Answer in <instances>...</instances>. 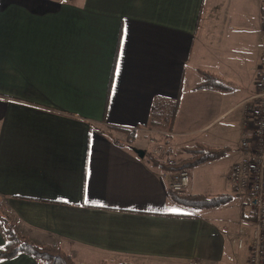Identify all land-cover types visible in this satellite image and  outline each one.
Wrapping results in <instances>:
<instances>
[{"label":"crops","instance_id":"crops-1","mask_svg":"<svg viewBox=\"0 0 264 264\" xmlns=\"http://www.w3.org/2000/svg\"><path fill=\"white\" fill-rule=\"evenodd\" d=\"M262 62L264 0H0V247L9 218L79 264H248L255 217L228 174ZM202 71L231 89H196ZM162 134L168 153L224 149L185 193L232 200L172 201L148 159Z\"/></svg>","mask_w":264,"mask_h":264},{"label":"built area","instance_id":"built-area-1","mask_svg":"<svg viewBox=\"0 0 264 264\" xmlns=\"http://www.w3.org/2000/svg\"><path fill=\"white\" fill-rule=\"evenodd\" d=\"M243 133L240 142L241 158L229 171L228 179L234 194L248 199L255 217L249 235L248 264L264 263V62L258 69L256 90L242 102ZM150 142H154L151 138ZM163 149L155 148V154ZM169 188L185 192L190 185V171L165 173ZM248 234L241 231L239 247L243 248Z\"/></svg>","mask_w":264,"mask_h":264},{"label":"trees","instance_id":"trees-1","mask_svg":"<svg viewBox=\"0 0 264 264\" xmlns=\"http://www.w3.org/2000/svg\"><path fill=\"white\" fill-rule=\"evenodd\" d=\"M202 80L196 85V89H210L216 91H228L230 85L221 77L202 71ZM168 121V120H166ZM112 130L122 131L128 137V143L132 144L136 139V131L131 129L111 128ZM190 156L181 161H162L150 155L148 157L152 167L158 168L166 173L177 172L181 170H191L203 163L217 160L225 153L224 149L213 148L202 143H196L193 146L185 148ZM169 196L175 203L193 208V209H213L230 202L233 198L230 194H220L209 197L206 195H195L187 193H178L169 189ZM2 216H0V220ZM3 233L6 238L4 246L0 247V262L19 254H27L36 259L39 264H79L72 256L67 253L61 246H40L29 240L20 231L15 224L7 218L3 224ZM131 264V263H119ZM264 264V263H263Z\"/></svg>","mask_w":264,"mask_h":264},{"label":"rangeland","instance_id":"rangeland-1","mask_svg":"<svg viewBox=\"0 0 264 264\" xmlns=\"http://www.w3.org/2000/svg\"><path fill=\"white\" fill-rule=\"evenodd\" d=\"M149 136L155 137V133L154 132L153 133L149 132ZM167 138L170 139V137H168L165 134H162V137L158 138L161 141L160 143H162V149H164V152H162V154L153 153L152 155H154L155 157H157L158 159H160L162 161H167L168 159H176L177 160L179 158H183V157L187 156V154H186L187 151H185V149H183V148H175L174 146L172 147V153H168L167 149L170 147L168 144L171 141L167 140ZM171 144H172V142H171ZM150 155L151 154L148 153V157H150ZM185 192H182V193H185ZM2 205H3V202L0 201V213H4V211H5L3 209V207H2Z\"/></svg>","mask_w":264,"mask_h":264},{"label":"water","instance_id":"water-1","mask_svg":"<svg viewBox=\"0 0 264 264\" xmlns=\"http://www.w3.org/2000/svg\"><path fill=\"white\" fill-rule=\"evenodd\" d=\"M137 151L143 156L146 154V150L144 149H137Z\"/></svg>","mask_w":264,"mask_h":264},{"label":"snow or ice","instance_id":"snow-or-ice-1","mask_svg":"<svg viewBox=\"0 0 264 264\" xmlns=\"http://www.w3.org/2000/svg\"><path fill=\"white\" fill-rule=\"evenodd\" d=\"M87 202V201H86Z\"/></svg>","mask_w":264,"mask_h":264}]
</instances>
